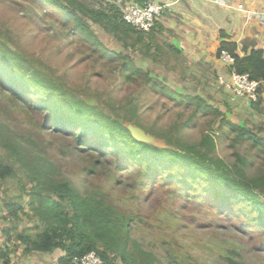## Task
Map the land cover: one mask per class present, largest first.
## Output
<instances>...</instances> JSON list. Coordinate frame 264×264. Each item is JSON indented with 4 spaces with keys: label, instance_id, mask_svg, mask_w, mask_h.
I'll list each match as a JSON object with an SVG mask.
<instances>
[{
    "label": "rangeland",
    "instance_id": "obj_1",
    "mask_svg": "<svg viewBox=\"0 0 264 264\" xmlns=\"http://www.w3.org/2000/svg\"><path fill=\"white\" fill-rule=\"evenodd\" d=\"M75 1L95 10L113 5V0ZM62 19L47 2L0 0V126L7 130H1L2 138L41 157L53 178L70 181L81 195L106 196L128 222L126 249L136 262L228 264L229 259L240 264H264V239L259 232L264 228V152L260 145L252 147L248 141L240 140V134L227 124L250 129L264 138L260 104L243 105L238 101L231 107L224 94L218 91V96L208 95L198 79L185 75L186 64L165 49L164 41L156 45L149 36L137 44L135 36L116 40L104 20L99 24L88 21L99 42L116 56V60L100 58L91 43L74 35L72 21L64 26ZM159 48L164 50L161 55ZM122 57L134 68L150 72L163 90L200 97L218 109L221 116L195 115L194 105L185 107L168 100L158 88L146 85L141 75L133 74L130 80H124L121 71L125 74L128 70L122 66ZM8 83L31 92L33 102L38 98L41 103L54 104L55 112L75 105L77 112L90 116L88 124L103 136L100 126L126 135L125 140L131 137L157 150H171L174 158L188 156L194 164L222 165L237 177L245 175L253 197L231 193V203L224 210L232 217L226 219L210 207L225 201H201L202 195L211 194L203 182L196 181L191 187L188 177L182 181L186 187L175 186L180 180L170 179L181 174V166L170 163L151 164L157 176L143 186L135 168L141 172L153 169L134 161L135 149L129 157L123 156L115 151L121 149L119 144L110 139L113 150L106 158L78 153L73 138L44 126L46 117L43 120L37 110L14 98L4 87ZM209 97L213 99L211 103ZM204 137L212 140L214 148L201 146ZM26 140L35 142L36 148ZM115 155L126 158L124 168L118 166ZM0 161L15 175L0 180V249L4 246L11 250L9 259L20 258L24 245L19 236L33 238L39 231V220L27 203L26 193L32 182L27 171L2 147ZM6 202L21 206L23 214L18 213V219L8 217ZM4 230H8L9 245H3ZM113 264L121 262L116 258Z\"/></svg>",
    "mask_w": 264,
    "mask_h": 264
},
{
    "label": "trees",
    "instance_id": "obj_2",
    "mask_svg": "<svg viewBox=\"0 0 264 264\" xmlns=\"http://www.w3.org/2000/svg\"><path fill=\"white\" fill-rule=\"evenodd\" d=\"M40 1L47 2L49 6H52L59 12L60 16L63 17L61 23L64 26L72 21L74 35L83 37L85 41L91 43L100 58L107 56L112 60H116V56L109 54L93 34L88 21L99 24L101 20H104V25L110 27L109 32L114 34L116 40L133 38L135 36L134 44H137L143 37H151L150 33L145 34L135 31L131 26L125 24L121 18L119 9L114 5H108L106 10H95L83 6L75 0ZM221 47L218 54L222 50L226 51L234 60L233 64L227 68V72L234 71L237 74H247L252 81L258 83L264 82V58L261 51L252 50L248 56L240 58L234 53L235 44L224 43ZM155 52H157V49H155ZM121 60L122 66L128 70L125 74L121 71L124 80H130L133 74L141 75L146 85L152 89L158 88L168 100L185 107L194 105L195 115L199 113L201 115L212 113L221 116L218 109L211 107L200 97L182 96L177 93L171 94V92H167L160 87V83H157L151 77L150 72L134 68L124 57ZM4 87L14 98L20 99L31 108L37 110L43 116V120L46 117L44 126H50L59 135L66 134L71 136L80 154L94 153L106 158L111 153V150H113V145L109 142L110 139L119 144L118 147H121V149L116 148L115 151L123 156L129 157V153L135 149L136 155L134 161H138V163L146 165L149 169H153L152 171L141 172L139 168H135V170H138V175L141 177V184L143 186H145L144 184L148 180L157 176V172L154 170L155 166L151 164L156 162L158 166H164L163 163H170L173 166H181V174L174 179H170L171 181L180 180V183H175V186L179 188L186 187L182 184V181L188 177L191 179V187L194 186L196 181L203 182V185L210 191L208 193L211 194L206 195L207 191L203 192L205 195L201 196V201H209V204L212 199L218 202L225 201L223 205L211 204L210 207L214 211H218L219 215H225L224 218L226 219H229V216L232 217L231 214L225 213L224 210L231 203V193L241 192L252 196L250 194L252 190L248 186L250 182H248L245 175L239 174L237 177L225 166L194 164L191 160H188V156L174 158L172 157L173 151L171 150H157L148 145L137 143L131 137V141L125 140L124 136L126 135L120 136L117 130L100 126V131L105 133V136H103L98 130H94L88 124V121L92 120L90 116L88 117L82 112H77L75 105L68 106L67 110L60 113L55 112L54 104L41 103L38 98L33 102L29 98V96H32L31 92H24L22 88L15 87L9 83ZM260 91L259 86V98L257 103H253L254 105L260 104ZM68 113H72L71 116L66 115ZM221 123H224V121L222 120ZM227 124L240 134L238 137L240 140L248 141V144L252 147L258 144L260 145V150L264 152V138L257 136L250 129L233 125L230 122ZM92 125L97 127L96 122H93ZM2 129L5 130V127L0 126V147L9 151L17 163L29 174L32 187L26 193L28 198L27 203L29 211L38 218L40 223L37 227L39 231L33 238L27 235L19 236L20 242L24 245V249L22 250L24 254H52L60 252L62 256L57 259L56 264H72L74 258H80L93 252L102 260L103 264H113L116 258L119 259L121 264H142L141 262H136L133 254L126 249L129 235L127 232L128 222L125 216L107 200L106 196L100 193L83 196L74 188L70 181L53 178L48 168L44 167L45 163L41 157L24 151L23 147L17 142L11 143L9 140L7 141L5 138H2ZM26 141L30 144L31 148H36L35 142ZM204 145H208L209 149L214 148L212 140H208L207 137H204L201 141V146ZM196 153L198 156H201L199 152ZM119 156L115 155L114 157L118 160V166L124 168L126 166V158L123 156H121L122 158H118ZM237 159L241 161L238 156ZM183 167L184 169H182ZM14 177L12 169L4 166L0 161V180ZM219 189L228 190V192L222 193ZM254 201L257 202V199L254 198ZM4 209L8 217L15 219H18V213L23 214L24 212L21 206L9 202L4 204ZM259 232L260 236L264 239V228ZM2 235L6 236V242L3 245H9L7 244L8 230H4ZM10 252L11 250L4 248V246L0 249V264H10L8 257ZM110 254H113V256L110 257ZM227 262L228 264H240L229 259Z\"/></svg>",
    "mask_w": 264,
    "mask_h": 264
},
{
    "label": "crops",
    "instance_id": "obj_3",
    "mask_svg": "<svg viewBox=\"0 0 264 264\" xmlns=\"http://www.w3.org/2000/svg\"><path fill=\"white\" fill-rule=\"evenodd\" d=\"M146 1L171 4L170 11H164L148 33L155 44L164 41L165 49L186 64L184 74L198 79L203 92L212 96L220 92L231 107L235 105L228 102V93L218 82L219 77L227 79L228 76V67L220 62L218 52L222 44L231 43L236 45L234 53L240 58L248 56L252 50L261 51L264 58V24L254 19L248 21L245 13L236 9L240 5L248 13L261 11L263 0H226L228 7L198 0ZM163 51L160 49L158 54ZM259 84L260 107L264 113V82ZM208 99L210 103L213 101ZM60 256V252L22 253L20 258L12 256L10 264H56Z\"/></svg>",
    "mask_w": 264,
    "mask_h": 264
},
{
    "label": "built area",
    "instance_id": "obj_4",
    "mask_svg": "<svg viewBox=\"0 0 264 264\" xmlns=\"http://www.w3.org/2000/svg\"><path fill=\"white\" fill-rule=\"evenodd\" d=\"M179 2L181 0H175ZM208 2L213 5L228 7L226 0H198ZM113 5L117 7L121 13L123 22L132 29L145 34L149 33L162 16L164 11H170V3H152L146 0H113ZM237 10L245 13L248 21L254 19L264 24V0L262 1L261 11L246 12L240 5L236 6ZM219 60L226 67L233 64L234 60L225 51L219 54ZM219 84L223 85L228 93V101L236 103L241 101L247 105L257 103L259 98L258 88L260 84L252 81L247 74H237L236 72H228L227 79L219 77ZM72 264H103L102 260L93 252L86 254L80 258H74Z\"/></svg>",
    "mask_w": 264,
    "mask_h": 264
}]
</instances>
